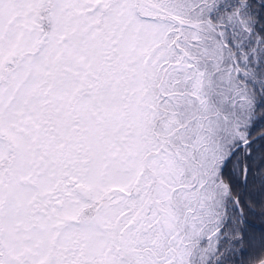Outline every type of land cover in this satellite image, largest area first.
<instances>
[{
	"label": "snow or ice",
	"instance_id": "1",
	"mask_svg": "<svg viewBox=\"0 0 264 264\" xmlns=\"http://www.w3.org/2000/svg\"><path fill=\"white\" fill-rule=\"evenodd\" d=\"M257 225L264 0H0V264H264Z\"/></svg>",
	"mask_w": 264,
	"mask_h": 264
},
{
	"label": "trees",
	"instance_id": "2",
	"mask_svg": "<svg viewBox=\"0 0 264 264\" xmlns=\"http://www.w3.org/2000/svg\"><path fill=\"white\" fill-rule=\"evenodd\" d=\"M177 31H179V30L177 29ZM178 36H179V35H177V37H178ZM177 37H176V38H177ZM257 227L259 228V227H264V226H261V225H257Z\"/></svg>",
	"mask_w": 264,
	"mask_h": 264
},
{
	"label": "rangeland",
	"instance_id": "3",
	"mask_svg": "<svg viewBox=\"0 0 264 264\" xmlns=\"http://www.w3.org/2000/svg\"><path fill=\"white\" fill-rule=\"evenodd\" d=\"M177 39H179V36L177 37ZM173 42H175V41H173Z\"/></svg>",
	"mask_w": 264,
	"mask_h": 264
}]
</instances>
